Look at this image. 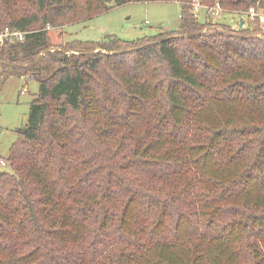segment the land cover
<instances>
[{"label":"trees","instance_id":"16d2710c","mask_svg":"<svg viewBox=\"0 0 264 264\" xmlns=\"http://www.w3.org/2000/svg\"><path fill=\"white\" fill-rule=\"evenodd\" d=\"M193 1L0 0V32L27 33L0 87L39 83L0 156V264H264V32L236 18L264 0H199L219 25ZM132 2L179 3L178 28L53 44Z\"/></svg>","mask_w":264,"mask_h":264},{"label":"rangeland","instance_id":"374dc122","mask_svg":"<svg viewBox=\"0 0 264 264\" xmlns=\"http://www.w3.org/2000/svg\"><path fill=\"white\" fill-rule=\"evenodd\" d=\"M206 13L205 9L200 10V22H205ZM259 13L263 15L262 12ZM180 16L181 5L177 2L126 3L92 19L67 26L65 30H52V42L54 45L59 44L63 36L66 42L101 43L113 38L128 42L137 41L146 36L176 30ZM215 17H212V21L217 25L233 22L234 19L230 13L223 12ZM236 18H242L243 24L248 27H255L254 22L244 14L236 13ZM260 26L264 32V23ZM38 94L39 83L31 79V76L11 75L0 87V156L3 159L8 157L11 146L18 139L19 130L27 127L31 104ZM4 161L6 164H0V173L11 171L7 161Z\"/></svg>","mask_w":264,"mask_h":264},{"label":"built area","instance_id":"2783aa9c","mask_svg":"<svg viewBox=\"0 0 264 264\" xmlns=\"http://www.w3.org/2000/svg\"><path fill=\"white\" fill-rule=\"evenodd\" d=\"M193 11L195 14H199L201 9H205L208 14L213 16H219L222 13V9L217 5L215 7H207L201 4L199 0H194L193 3ZM245 15L252 21H258L263 24L264 23V16L261 15L255 9H250ZM26 32L12 30L10 28H5L0 32V48L5 45L6 43L9 44H17L25 41ZM0 164L5 165L4 160H0Z\"/></svg>","mask_w":264,"mask_h":264}]
</instances>
